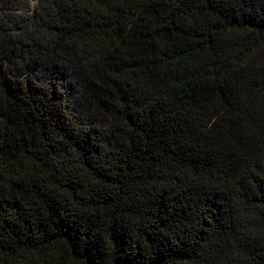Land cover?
Returning <instances> with one entry per match:
<instances>
[{"label": "trees", "instance_id": "trees-1", "mask_svg": "<svg viewBox=\"0 0 264 264\" xmlns=\"http://www.w3.org/2000/svg\"><path fill=\"white\" fill-rule=\"evenodd\" d=\"M0 264H264V0H0Z\"/></svg>", "mask_w": 264, "mask_h": 264}]
</instances>
